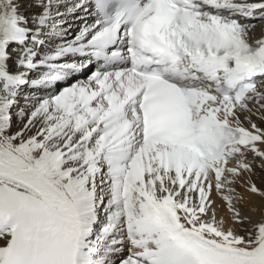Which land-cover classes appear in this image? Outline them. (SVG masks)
Instances as JSON below:
<instances>
[{
    "label": "snow or ice",
    "instance_id": "1",
    "mask_svg": "<svg viewBox=\"0 0 264 264\" xmlns=\"http://www.w3.org/2000/svg\"><path fill=\"white\" fill-rule=\"evenodd\" d=\"M257 168L264 0H0V264H264Z\"/></svg>",
    "mask_w": 264,
    "mask_h": 264
},
{
    "label": "bare ground",
    "instance_id": "2",
    "mask_svg": "<svg viewBox=\"0 0 264 264\" xmlns=\"http://www.w3.org/2000/svg\"><path fill=\"white\" fill-rule=\"evenodd\" d=\"M260 28H259V23L257 26V35L259 34ZM253 119L256 121L257 124H261L259 120H257L255 117ZM247 127V125H245ZM249 159H251V156H249ZM259 162L257 161V164ZM253 181L259 186L262 182H264V172H261L259 168H257L256 175L252 177Z\"/></svg>",
    "mask_w": 264,
    "mask_h": 264
}]
</instances>
